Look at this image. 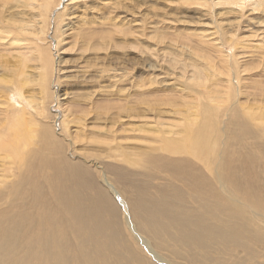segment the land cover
<instances>
[{
  "label": "rangeland",
  "instance_id": "rangeland-1",
  "mask_svg": "<svg viewBox=\"0 0 264 264\" xmlns=\"http://www.w3.org/2000/svg\"><path fill=\"white\" fill-rule=\"evenodd\" d=\"M19 93L32 102L18 101ZM4 101L63 140L55 139L57 156L114 186L128 208L127 216L115 201L125 238L156 264L126 228L124 219L138 227L117 177L141 186L149 156L177 157L159 149L185 141L182 131L196 126L205 103L218 109L227 134L247 120L244 152L263 175L264 130L249 117L264 114V0H0V114ZM161 173L150 181L165 184L170 177ZM170 249L154 252L164 264H191Z\"/></svg>",
  "mask_w": 264,
  "mask_h": 264
},
{
  "label": "bare ground",
  "instance_id": "bare-ground-1",
  "mask_svg": "<svg viewBox=\"0 0 264 264\" xmlns=\"http://www.w3.org/2000/svg\"><path fill=\"white\" fill-rule=\"evenodd\" d=\"M18 96V101L26 102ZM3 105L0 264H147L135 243L125 238L115 201L124 215L128 208L114 186L103 180V188L92 171L72 161L70 155L57 156L61 143L56 145V133L42 125L45 128H39L37 118L27 119L23 109L8 101ZM200 107L196 126L188 129L184 123L185 141H166L159 149L177 157L149 156L145 161L151 173L138 176L148 179L141 186L117 177V187L126 196L138 227L136 231L124 219L126 228L156 264L164 263L154 247L166 250L169 246L172 257L191 264H202L197 259L203 264H264V168L259 176L254 166L260 162L244 152V138L252 127L247 128V120L242 119L237 122L239 131L234 126L236 133L227 134L219 128L218 109H209L206 103ZM250 115L255 128L263 131L264 114L257 117L251 111ZM257 148L262 151L261 144ZM192 157L203 172L189 163ZM161 172L170 179L153 184L150 180L159 178ZM167 240L173 243L166 246Z\"/></svg>",
  "mask_w": 264,
  "mask_h": 264
}]
</instances>
